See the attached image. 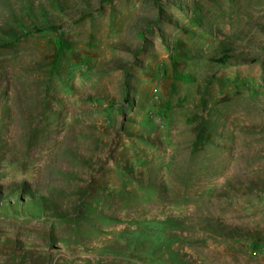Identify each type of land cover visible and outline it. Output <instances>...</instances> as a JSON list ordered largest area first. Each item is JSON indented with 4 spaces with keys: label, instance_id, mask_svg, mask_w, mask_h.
<instances>
[{
    "label": "rangeland",
    "instance_id": "374dc122",
    "mask_svg": "<svg viewBox=\"0 0 264 264\" xmlns=\"http://www.w3.org/2000/svg\"><path fill=\"white\" fill-rule=\"evenodd\" d=\"M0 264H264V0H0Z\"/></svg>",
    "mask_w": 264,
    "mask_h": 264
}]
</instances>
